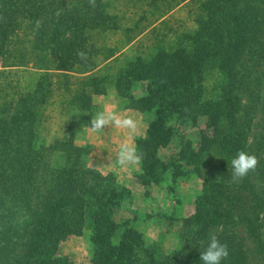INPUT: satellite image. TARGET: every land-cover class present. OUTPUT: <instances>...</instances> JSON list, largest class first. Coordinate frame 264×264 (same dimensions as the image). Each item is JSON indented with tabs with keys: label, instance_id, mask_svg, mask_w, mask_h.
<instances>
[{
	"label": "trees",
	"instance_id": "obj_1",
	"mask_svg": "<svg viewBox=\"0 0 264 264\" xmlns=\"http://www.w3.org/2000/svg\"><path fill=\"white\" fill-rule=\"evenodd\" d=\"M179 1H195L196 4L198 29L188 36L192 43L178 46L169 54L160 51L149 61L138 59L129 64L121 76V79L126 77L125 80L130 77L131 81L148 80L154 84L156 98H144L145 109H150L152 104L162 107L152 123L153 139L161 134L168 138L169 128L164 122L169 115L194 119L192 105L196 102L191 95L198 90L206 62L215 63L216 69L225 72L230 80L235 78V73L237 77L239 70L247 73L243 78L249 79L253 68L264 64V0ZM58 3V0H0V61L4 64L2 67L16 66L14 62H5L13 57L11 45L20 37V32L33 35L38 49L46 45L54 70L64 75L63 85L68 91L67 73L87 74L97 67L96 59L102 48L93 44L90 32L96 28L116 30L117 24L98 4L86 10L57 8V12ZM220 21L227 25L224 36L220 34ZM246 64L252 71L245 70ZM2 73L0 71V75ZM103 80L91 78L85 82L83 79L79 88L70 90L69 103L80 111H90V91L94 95L104 94L100 84ZM235 83L226 85L222 102L228 103L231 99L237 80ZM7 86L0 81V264H69L67 259L57 256L59 243L67 236L80 235L85 223L92 230L94 264H138L132 260L131 239L121 240L118 246L111 243L116 230L111 215L118 199L115 178L83 166L87 153L75 144L72 133L50 148L63 157V166L48 168V163L42 160L44 153L33 148V124L45 94L39 90L11 100L6 97ZM119 89L121 91V87ZM161 93L173 95L176 101L161 104ZM253 97L256 102L258 98L255 94ZM210 105H213L212 111ZM220 107L222 105L217 103L206 104L201 115L219 114L223 128L229 122L237 133L227 134L215 124L210 134L201 133L199 150H187L182 160L206 165L204 155L214 151L228 158L238 157L240 169L235 173L240 175V188L252 196L248 210H242L239 199L230 198L224 183L217 185H222L221 191L215 190L213 174L208 172L203 181L204 195L196 200L195 213L188 219L201 227V236L191 242L194 245L203 242L200 251L188 253L187 259L179 253L162 259L152 255L141 264H250L248 252H253L254 256L264 254L261 238L264 194L250 183L255 162L247 144L248 137L240 130L243 125L240 120L236 128L234 120L225 116ZM161 141L162 138L157 139L154 146ZM259 144L257 146L264 150V136ZM153 163L148 162L145 170L154 179H160L167 167ZM156 167L159 173L154 170ZM179 168L178 165L173 167L180 173ZM261 190L263 193L264 185ZM223 192L230 200L222 197ZM240 227L245 229L252 248L248 249L237 237L236 230ZM216 228L220 232L212 235L211 231Z\"/></svg>",
	"mask_w": 264,
	"mask_h": 264
},
{
	"label": "rangeland",
	"instance_id": "obj_2",
	"mask_svg": "<svg viewBox=\"0 0 264 264\" xmlns=\"http://www.w3.org/2000/svg\"><path fill=\"white\" fill-rule=\"evenodd\" d=\"M152 1L58 0L57 12V8L86 10L98 4L117 24L116 30L96 28L90 32L93 44L102 48L96 59L97 67L87 74L67 73L68 91L63 85L64 75L54 70L46 45L42 50L38 49L33 43V35L20 32V37L11 45L12 60L5 62H14L16 66L2 67L4 64L0 61V71L3 72L0 81L8 85L5 89L8 99L14 100L39 90L45 94L33 124V148L44 153L42 160L48 163V168L63 166V157L50 148L54 142L72 133L75 144L87 153L83 166L115 178L118 199L111 215V222L116 226L111 243L118 246L121 240L131 239L134 249L132 260L138 264L148 261L152 255L162 259L179 253L186 258L188 253L200 251L203 242L198 245L191 242L201 236V227L188 219L195 213V202L204 195L203 181L208 172L213 174L211 179L215 180V190L221 191L222 185H217L224 183L230 198L239 199L243 211L249 208L252 196L241 190L240 175L235 173L240 169L238 157L228 158L214 151L203 158L210 165H195L182 160L187 150H199L202 132L210 134L215 124L219 129L223 128L218 120L219 114L201 115L204 105L221 104L219 109L234 120L236 128L239 120L243 124L240 130L246 132L255 162L250 183L264 194L261 190L264 185V150L257 146L264 136V64L256 66L253 71L246 64L245 70L252 71L251 78H243L247 73L239 70L237 77L235 73V78L230 80L225 72L216 69L215 63L206 62L200 73L202 79L198 90L191 95L196 102L192 105L194 119L169 115L164 122L169 128L168 138L164 134L152 138V123L159 116L157 110L162 107L152 104L150 109H145L147 102L144 98H156L157 90L152 81H131L130 77L125 80L126 77L121 79V76L129 64L138 59L149 61L160 51L169 54L178 46L190 45L192 40L188 38L198 29L195 1ZM220 23V34L224 36L227 25L225 21ZM91 78L104 79L100 83L104 94L94 95L90 91V111H80L69 103L70 90L73 92L83 79L88 82ZM254 79L260 82L257 84ZM236 80L231 99L228 103L222 102L226 85L232 83L234 86ZM254 94L258 98L256 102L254 97L251 98ZM161 96L163 105L169 100L176 101L173 95L161 93ZM210 106L212 111L213 105ZM230 127L228 122L223 132L237 133ZM161 138L162 141L154 146V142ZM148 162L166 165V172L160 179L147 174L145 167ZM175 165L180 167V173L173 169ZM154 170L160 172L157 167ZM226 192L222 197L230 200ZM262 213L261 238L264 243V210ZM244 230L240 227L236 235L250 249L251 241ZM217 232H220L219 228L213 229L211 234ZM91 234L89 224L85 223L80 235L67 236L59 243L57 256L67 259L69 264H94ZM252 253L248 252L250 264H264V254L254 256Z\"/></svg>",
	"mask_w": 264,
	"mask_h": 264
}]
</instances>
